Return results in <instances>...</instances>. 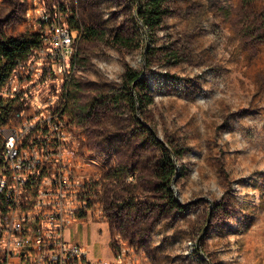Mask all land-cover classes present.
<instances>
[{
    "label": "rangeland",
    "instance_id": "obj_1",
    "mask_svg": "<svg viewBox=\"0 0 264 264\" xmlns=\"http://www.w3.org/2000/svg\"><path fill=\"white\" fill-rule=\"evenodd\" d=\"M144 2L71 0L79 23L101 33L76 46L78 100L67 120L87 162L80 169L102 175V195L101 213L64 239L93 260L109 259L120 236L148 264H264V0H167L151 31L137 19ZM29 5L0 0V41L37 29ZM126 70L152 98L138 111L122 96ZM140 125L178 151L169 186L180 208L157 176L160 147L141 142Z\"/></svg>",
    "mask_w": 264,
    "mask_h": 264
},
{
    "label": "built area",
    "instance_id": "obj_2",
    "mask_svg": "<svg viewBox=\"0 0 264 264\" xmlns=\"http://www.w3.org/2000/svg\"><path fill=\"white\" fill-rule=\"evenodd\" d=\"M70 5L30 0L25 18L36 21L40 44L0 88L12 101L0 123V264H148L139 244L120 236L101 260L64 239L80 218L101 213L102 195V175L80 169L87 162L64 111L83 34L71 27Z\"/></svg>",
    "mask_w": 264,
    "mask_h": 264
},
{
    "label": "trees",
    "instance_id": "obj_3",
    "mask_svg": "<svg viewBox=\"0 0 264 264\" xmlns=\"http://www.w3.org/2000/svg\"><path fill=\"white\" fill-rule=\"evenodd\" d=\"M137 1V0H136ZM167 0H145L143 5L137 6L138 17L142 22L143 27H145L148 31H151L155 27H158L161 23L162 17L167 14L168 10L164 7V3ZM245 2H251L253 0H244ZM71 27L73 28H81L82 29V38H94L98 37L101 33L94 29L93 27L83 26L79 23V21L71 19ZM119 42L123 44L128 43V39L118 38ZM40 44V35L38 32L33 31L32 34L26 39H17L9 35H4L0 41V88L5 82L6 78L11 72V69L15 65L17 61L23 59L28 51L35 46ZM140 73H137L132 70H126L124 74V81L126 85V91L123 93V99H126L128 103L131 104L132 108L136 110L138 105L142 106L143 103L151 101V97L145 95L142 89L144 87V82L139 78ZM138 87H141L138 90ZM78 84L76 81L71 80L68 91L66 94V100L64 103V111L67 115L72 113V109L74 104L78 100ZM113 99H120L114 97ZM98 102L97 98H93L89 100L85 107L89 108L94 106ZM12 105V101L4 100L0 98V123L3 122L8 113L10 112V107ZM140 131H143L140 135L141 142L143 144L150 143L156 144L160 147L161 156L158 163L157 168V176L161 182L166 186L167 198L170 202V205L174 208H180V203L177 198L174 197L173 191L169 184H172V178L175 174V164L172 159L171 152L173 155L178 153V151L174 150L170 146V150H168L161 141L154 135L153 131L147 129L144 125H140Z\"/></svg>",
    "mask_w": 264,
    "mask_h": 264
},
{
    "label": "water",
    "instance_id": "obj_4",
    "mask_svg": "<svg viewBox=\"0 0 264 264\" xmlns=\"http://www.w3.org/2000/svg\"><path fill=\"white\" fill-rule=\"evenodd\" d=\"M137 19H138V21H139V23L142 25V22H141V20L139 19V17L137 16ZM143 26V25H142ZM136 110L138 111V106L136 107ZM160 140V139H159ZM161 141V143L168 149V150H170V147H169V145L168 144H166L165 142H163L162 140H160ZM171 151V150H170ZM171 155H172V158L174 157V155H173V153L171 152ZM175 174H176V169H175ZM174 174V175H175ZM173 180H174V176H173V178H172V183H173Z\"/></svg>",
    "mask_w": 264,
    "mask_h": 264
},
{
    "label": "crops",
    "instance_id": "obj_5",
    "mask_svg": "<svg viewBox=\"0 0 264 264\" xmlns=\"http://www.w3.org/2000/svg\"><path fill=\"white\" fill-rule=\"evenodd\" d=\"M76 224V223H75Z\"/></svg>",
    "mask_w": 264,
    "mask_h": 264
}]
</instances>
